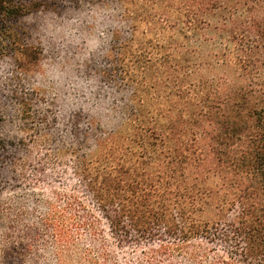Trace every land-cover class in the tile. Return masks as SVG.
I'll use <instances>...</instances> for the list:
<instances>
[{
    "label": "trees",
    "instance_id": "trees-1",
    "mask_svg": "<svg viewBox=\"0 0 264 264\" xmlns=\"http://www.w3.org/2000/svg\"><path fill=\"white\" fill-rule=\"evenodd\" d=\"M55 1L0 0V58L10 55L27 71L37 65L33 46L22 41L13 22ZM261 4L264 0H192L178 8L182 19L175 25L190 34L187 49L201 53L208 46V56L233 65L235 84L196 77L205 64L201 54L193 57L187 72L183 58L172 64V54L185 48L173 36L162 40L154 35L145 44L132 37L125 46L131 81L143 84L136 71L154 69L150 87H161L164 101L134 107L132 117L99 143L96 159L77 162L75 174L117 244L152 245L148 264H264ZM132 85L130 100H135L139 85ZM123 126L129 127L127 134L133 131L120 138L127 143L108 147L114 136L124 134ZM8 145L14 143L0 138V159ZM10 161L25 179L26 161L17 156ZM71 200L86 209L83 202ZM99 218L70 217L67 224L56 218L52 231L61 248H72L73 229H94Z\"/></svg>",
    "mask_w": 264,
    "mask_h": 264
},
{
    "label": "rangeland",
    "instance_id": "rangeland-1",
    "mask_svg": "<svg viewBox=\"0 0 264 264\" xmlns=\"http://www.w3.org/2000/svg\"><path fill=\"white\" fill-rule=\"evenodd\" d=\"M124 2L56 0L49 8L13 22L22 41L33 46L37 65L27 71L10 55L0 58V138L14 143L1 152L0 159V264H148L146 253L152 245L117 244L75 174L77 162L94 157L99 143L132 117L134 107L144 102L158 106L164 101L159 93L162 88L150 87L154 69L136 71L143 84L131 81V63L126 57L129 48L125 47L130 38L145 44L154 35L162 40L173 36L185 48L172 54V64L183 58L187 72L193 57L201 54L205 64L197 68L196 77L236 83L233 65L208 56V46L201 53L187 49L190 34L179 29L175 20L182 19L179 6H190L192 0ZM260 9L264 11V4ZM90 10L102 14L105 27L100 32L85 19ZM44 19L54 21L58 28L75 20L78 28H72L74 35L60 42L43 44L39 33ZM76 82L89 87H67ZM132 84L139 85L135 100H130ZM131 133L114 136L113 143L109 139L108 147H123L127 142L120 138ZM13 156L26 161L25 179L11 166ZM73 198L86 209L72 205ZM90 214L101 222L94 229L75 227L72 248H61L52 231L54 220L67 224L70 217L86 220Z\"/></svg>",
    "mask_w": 264,
    "mask_h": 264
},
{
    "label": "clouds",
    "instance_id": "clouds-1",
    "mask_svg": "<svg viewBox=\"0 0 264 264\" xmlns=\"http://www.w3.org/2000/svg\"><path fill=\"white\" fill-rule=\"evenodd\" d=\"M85 19L89 20L95 27L97 32H100L104 27L105 23L102 18L101 13H97L94 10H90L86 16ZM41 27H40V39L43 44L49 43V41L52 42H60L62 41L66 36H73L74 33L72 32V28L77 27L78 24L77 21L72 20V21H67L64 22L62 26L59 28L57 27L56 23L52 20L44 19L40 22ZM57 81L60 80V77H55ZM68 88H73V87H79L82 89H87L89 85L87 83H80L76 82L75 84H68Z\"/></svg>",
    "mask_w": 264,
    "mask_h": 264
}]
</instances>
